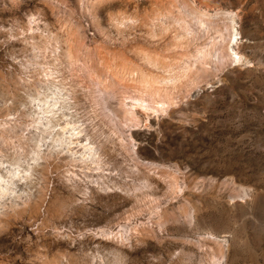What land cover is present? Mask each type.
Here are the masks:
<instances>
[{"label": "rangeland", "instance_id": "1", "mask_svg": "<svg viewBox=\"0 0 264 264\" xmlns=\"http://www.w3.org/2000/svg\"><path fill=\"white\" fill-rule=\"evenodd\" d=\"M263 210L264 0H0V264H264Z\"/></svg>", "mask_w": 264, "mask_h": 264}, {"label": "bare ground", "instance_id": "2", "mask_svg": "<svg viewBox=\"0 0 264 264\" xmlns=\"http://www.w3.org/2000/svg\"><path fill=\"white\" fill-rule=\"evenodd\" d=\"M137 103H138V105H139L140 107H142V108H147L143 99H137ZM162 105H163V104H162ZM162 105H161V106H162ZM157 107H159L158 104H157ZM256 207H258L259 209H261V205H260L259 203L256 204ZM263 211H264V210H263ZM163 248L165 249V247H163ZM163 248H162L161 250H163ZM166 248H167V247H166ZM146 250H147V251H154L155 249H152V248H150V247H147ZM162 254H163V253H162ZM164 258H165V256H164V254H163V258L161 259V262L163 261Z\"/></svg>", "mask_w": 264, "mask_h": 264}]
</instances>
